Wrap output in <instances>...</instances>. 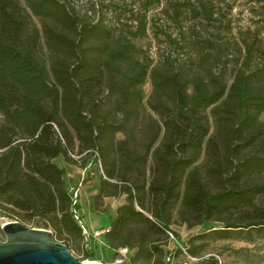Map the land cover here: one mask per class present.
I'll use <instances>...</instances> for the list:
<instances>
[{
    "label": "trees",
    "instance_id": "trees-1",
    "mask_svg": "<svg viewBox=\"0 0 264 264\" xmlns=\"http://www.w3.org/2000/svg\"><path fill=\"white\" fill-rule=\"evenodd\" d=\"M104 1L87 17L69 0H0V216L42 221L55 241L82 249L71 181L54 162L76 163V150L102 163L97 198L124 195L103 233L109 255L170 264L181 248L195 264H221L210 246L228 242L245 264H264V48L243 41L227 78L210 1L165 0L175 22L188 8L216 32L195 41L194 63H153L138 41L161 0L129 10ZM172 212L194 229L184 246L169 230Z\"/></svg>",
    "mask_w": 264,
    "mask_h": 264
},
{
    "label": "rangeland",
    "instance_id": "rangeland-1",
    "mask_svg": "<svg viewBox=\"0 0 264 264\" xmlns=\"http://www.w3.org/2000/svg\"><path fill=\"white\" fill-rule=\"evenodd\" d=\"M101 0H69L70 6L77 10L80 15L87 14V17L97 14L95 3ZM110 0H105L107 3ZM114 4L124 6L126 9H133L137 5V0H112ZM210 1L214 8L216 16H220L221 26H219V34L221 40L226 46L227 65L226 77L229 78L230 71L235 66L239 65L243 60V50L241 49L243 41L252 42L256 40V44L264 48V3L257 0H204ZM165 0H161L160 6L151 9L147 14L149 22L148 30L143 39L138 41V45L145 53L148 59H152L153 63L164 55H170L178 62L187 61L188 64L194 63L195 60V41L204 37H210L211 33H215V27L212 25L206 26L204 21L199 17L194 16L188 8H183L182 14L178 21L173 20V13L170 10L169 14L163 12ZM191 4L197 3L196 0H190ZM93 6V7H92ZM103 13L107 21H114L113 14L104 7ZM95 10V12H94ZM126 21L125 19L121 20ZM129 23V22H127ZM130 24V23H129ZM161 32H156L155 27ZM154 27V28H153ZM165 34L175 39L181 48H175L166 39ZM241 49V50H240ZM151 84L147 81L143 88V92L147 97L150 93ZM116 138H121L118 135ZM72 158L76 163H67L61 158H56L54 162L60 168H65L71 181L70 193L72 197L76 194L75 203L79 206L77 216L81 224L87 232L93 233L108 226L109 217L115 214L118 206L123 204L124 195L122 193L102 195L97 198L95 195L98 191L99 176H102V163L97 159L95 164L92 158L87 153H76V150L71 153ZM115 182V180H112ZM169 222V230L173 234L180 237V244L183 243L193 233V230L186 229L179 222L178 216L172 212ZM15 221L13 219L0 216V227L6 222ZM25 225L31 228H41L44 224L41 221L28 222ZM0 239L5 237L0 231ZM103 236H98L96 239L88 238L87 245H82V249L73 248L71 253L81 260L84 250H92L97 255L101 264H129L128 251L124 256L120 253L109 255L105 253L103 246ZM172 243H174L171 240ZM167 245V243H166ZM169 248L173 247L167 245ZM243 243H232L233 248H243ZM228 247V248H226ZM175 249L170 264H195L196 260L190 258L186 253L179 248ZM211 254L217 258L221 264H245L238 254L229 252L228 242H215L210 246ZM264 252V251H263ZM89 261V260H86ZM95 261V262H96Z\"/></svg>",
    "mask_w": 264,
    "mask_h": 264
},
{
    "label": "water",
    "instance_id": "water-1",
    "mask_svg": "<svg viewBox=\"0 0 264 264\" xmlns=\"http://www.w3.org/2000/svg\"><path fill=\"white\" fill-rule=\"evenodd\" d=\"M0 230L5 237L0 239V264H93L79 261L68 248L54 240L45 224L41 228H31L11 221L3 224Z\"/></svg>",
    "mask_w": 264,
    "mask_h": 264
},
{
    "label": "built area",
    "instance_id": "built-area-1",
    "mask_svg": "<svg viewBox=\"0 0 264 264\" xmlns=\"http://www.w3.org/2000/svg\"><path fill=\"white\" fill-rule=\"evenodd\" d=\"M75 198H76V194H74V197H72V203L73 204H77V203H75ZM73 218L76 220L77 224L81 227V232L83 233V236H84V245L85 246L87 245L88 238L96 239L98 236L102 235L106 231V230H102V231L98 230V231H95L93 233L87 232V230L81 224V221H80V219L77 216V210L73 211ZM166 233H167V235H168L170 240L176 242L175 239H174V236H173V234L171 232L167 231ZM126 252H127V249H121V250L118 251V253H120L122 256H124L126 254Z\"/></svg>",
    "mask_w": 264,
    "mask_h": 264
},
{
    "label": "crops",
    "instance_id": "crops-1",
    "mask_svg": "<svg viewBox=\"0 0 264 264\" xmlns=\"http://www.w3.org/2000/svg\"><path fill=\"white\" fill-rule=\"evenodd\" d=\"M69 176V175H68ZM107 229V227L106 228H104V229H100V231H102V230H106ZM100 236H103V234L102 235H100ZM99 236V237H100ZM102 241H103V239H102ZM103 246L105 247V244H104V242H103ZM91 249V248H90ZM107 252V249H106V247H105V253Z\"/></svg>",
    "mask_w": 264,
    "mask_h": 264
},
{
    "label": "bare ground",
    "instance_id": "bare-ground-1",
    "mask_svg": "<svg viewBox=\"0 0 264 264\" xmlns=\"http://www.w3.org/2000/svg\"><path fill=\"white\" fill-rule=\"evenodd\" d=\"M93 264H101L100 262L91 261Z\"/></svg>",
    "mask_w": 264,
    "mask_h": 264
}]
</instances>
